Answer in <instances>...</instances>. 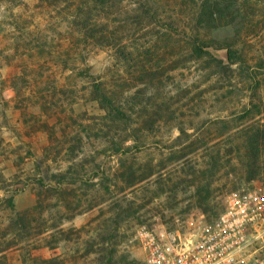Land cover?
Instances as JSON below:
<instances>
[{
    "label": "rangeland",
    "instance_id": "1",
    "mask_svg": "<svg viewBox=\"0 0 264 264\" xmlns=\"http://www.w3.org/2000/svg\"><path fill=\"white\" fill-rule=\"evenodd\" d=\"M221 1L208 23L202 0H0V264H145L140 227L264 192V0Z\"/></svg>",
    "mask_w": 264,
    "mask_h": 264
},
{
    "label": "built area",
    "instance_id": "2",
    "mask_svg": "<svg viewBox=\"0 0 264 264\" xmlns=\"http://www.w3.org/2000/svg\"><path fill=\"white\" fill-rule=\"evenodd\" d=\"M264 235V192L232 193L214 221L201 219L183 229L146 226L135 239L145 264H264L254 241Z\"/></svg>",
    "mask_w": 264,
    "mask_h": 264
},
{
    "label": "trees",
    "instance_id": "3",
    "mask_svg": "<svg viewBox=\"0 0 264 264\" xmlns=\"http://www.w3.org/2000/svg\"><path fill=\"white\" fill-rule=\"evenodd\" d=\"M231 6H226L224 1L221 0H202V5L198 8V19L201 21L204 20L208 23H213L216 21V17L223 13L226 10H230ZM213 42H208L202 40L199 35H195L192 42L191 47V58L194 60H200L204 58L211 57L209 47L212 46ZM236 55L235 51H230V62L231 65L234 63V57ZM218 64H223V62L217 61ZM98 101L100 104L114 113L117 116H124L120 110L117 108L114 100V96L109 93H104L102 88L99 86L97 87L96 91ZM248 112V111H247ZM262 144L260 143L258 136L251 135L247 138L245 143L243 144V149H245L244 158L246 159L245 166L250 169H257L259 165V154L261 155L262 152ZM242 148V147H241ZM240 152V150H238ZM185 155L179 157V160L184 158ZM208 189L210 185H205ZM204 186V188H205ZM207 191V190H206ZM209 193V190L207 191ZM206 199L203 200L202 203H206ZM202 205V204H201ZM106 264H112V260L109 259Z\"/></svg>",
    "mask_w": 264,
    "mask_h": 264
},
{
    "label": "water",
    "instance_id": "4",
    "mask_svg": "<svg viewBox=\"0 0 264 264\" xmlns=\"http://www.w3.org/2000/svg\"><path fill=\"white\" fill-rule=\"evenodd\" d=\"M220 57L223 58L226 62H229L230 57H229V52L228 51H223L219 53Z\"/></svg>",
    "mask_w": 264,
    "mask_h": 264
},
{
    "label": "crops",
    "instance_id": "5",
    "mask_svg": "<svg viewBox=\"0 0 264 264\" xmlns=\"http://www.w3.org/2000/svg\"><path fill=\"white\" fill-rule=\"evenodd\" d=\"M4 254V253H3Z\"/></svg>",
    "mask_w": 264,
    "mask_h": 264
}]
</instances>
